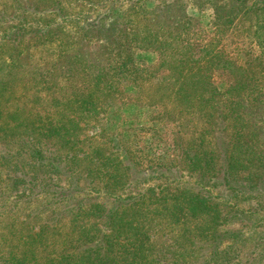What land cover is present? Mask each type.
Instances as JSON below:
<instances>
[{"label":"rangeland","instance_id":"obj_1","mask_svg":"<svg viewBox=\"0 0 264 264\" xmlns=\"http://www.w3.org/2000/svg\"><path fill=\"white\" fill-rule=\"evenodd\" d=\"M264 264V0H0V264Z\"/></svg>","mask_w":264,"mask_h":264},{"label":"trees","instance_id":"obj_2","mask_svg":"<svg viewBox=\"0 0 264 264\" xmlns=\"http://www.w3.org/2000/svg\"><path fill=\"white\" fill-rule=\"evenodd\" d=\"M52 252H55L56 257L51 260V264H52L53 260H55V259L59 258L60 261H65L66 258L69 256V254H66L65 252L61 253L57 249H53ZM57 256H58V258H57Z\"/></svg>","mask_w":264,"mask_h":264}]
</instances>
